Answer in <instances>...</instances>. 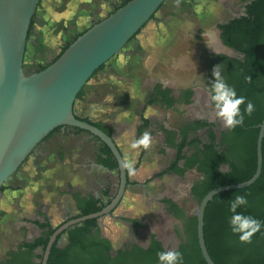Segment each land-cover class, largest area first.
<instances>
[{
  "label": "trees",
  "instance_id": "trees-1",
  "mask_svg": "<svg viewBox=\"0 0 264 264\" xmlns=\"http://www.w3.org/2000/svg\"><path fill=\"white\" fill-rule=\"evenodd\" d=\"M128 1L122 0L121 4L109 14ZM186 1L191 3L194 0ZM34 17L35 14L31 19L27 39ZM91 26L77 33L71 41L66 42L49 64L53 63L74 40ZM220 29L222 30L220 35L222 43L243 55L241 60L224 55L218 56L221 60V74L235 89L237 96L245 98V104L241 105V112H244L247 102L253 104L254 110L251 115L245 114L241 125L231 130L221 131L218 143L213 125L206 121L195 120L182 125L176 141L177 133L167 129L162 130L163 145L174 148L176 154L170 165L158 176L169 173L183 177L186 171L194 169L199 179L193 183L190 195L197 203L214 188L242 183L253 176L257 160V126L264 120V0H252L246 6L245 16L233 19L227 25H220ZM136 35L129 40L126 46L135 40ZM137 49L139 52L141 47L138 46ZM104 66L105 64L100 66L93 75L102 70ZM83 89L77 94L76 100L83 98ZM107 91V88H98L94 92L98 95H105ZM170 94L171 89H164L160 84H156L148 96L147 105H158L163 111L169 110L177 102ZM190 95H192L191 91L186 92L185 104L190 103ZM80 120L88 122L86 119ZM147 124V121L143 119V125ZM94 126L111 136L113 128L110 126L101 122ZM202 129H205L204 138L199 134ZM191 132L194 136L189 137ZM51 134L46 137L48 138ZM95 139L100 141L98 138ZM261 153V173L253 184L246 188L216 194L204 209V244L214 264H264V137L261 143ZM97 160L108 170H117L114 156L103 143L97 152ZM224 166L227 168L223 169ZM114 193V191L109 192L112 196ZM42 194L46 195L42 192L39 198ZM236 195L246 196L248 201L246 206L238 208L237 211L251 215L262 223L261 230L252 236L249 243L240 242L238 236L233 234L229 228L228 220L231 215L229 200ZM75 197L79 199V194H75ZM81 202L77 217L93 214L104 208V206L97 205L91 196L83 198ZM161 203L170 216L182 222V231L174 228L175 236L169 245L165 244L158 234L145 229L143 237L149 242L147 247L131 244L112 254L110 253V242L97 228V218H91L81 222L80 226L65 230L68 243L63 248L57 246V241L63 232L56 235L46 264H158L156 253L167 250L180 251L183 255V264H206L198 245L195 216H188L170 199H162ZM129 221L132 223L133 230L144 227V224L137 219ZM34 224L42 230L41 236L31 243L21 244L16 251L7 252L6 255H10L11 258L5 262L0 259V264H41L49 238L57 228L50 229L46 221L42 223L36 221ZM94 228L95 232H92ZM35 249H39L37 254L34 253Z\"/></svg>",
  "mask_w": 264,
  "mask_h": 264
},
{
  "label": "rangeland",
  "instance_id": "rangeland-1",
  "mask_svg": "<svg viewBox=\"0 0 264 264\" xmlns=\"http://www.w3.org/2000/svg\"><path fill=\"white\" fill-rule=\"evenodd\" d=\"M104 1L100 0L98 4H103ZM81 2L80 0H40L35 11V18L25 47V61L23 62L25 71H29L31 67L37 66L39 63L46 64L59 47L66 40L71 39L68 33L72 32L74 27L73 21L78 17V13L83 12L82 9H79V3ZM200 2L199 12H202L208 6V3H212L211 1L206 2L204 0ZM214 4L216 5V3ZM75 6L76 15H70L71 11L68 10V7L72 8ZM183 7L185 10L184 5ZM98 14L99 12L97 11L96 16ZM208 21L210 20L197 18H194L190 23L181 21L176 32L178 36H136L135 40L124 47L119 55L109 60L104 68L93 75L84 86V94H89L94 84L96 82L101 83L103 81L102 78L106 76L122 77L127 78L130 82H139V84H134L129 89L122 86L118 95L108 94L110 97L113 96V98L111 97L113 99L112 103L116 106H118V103L121 104L127 101L123 106L119 105L120 110H118L116 119L119 120L117 134L118 132L121 133L117 137H120L119 140H122L124 143V145H121V148L129 159L134 156V152L139 151L140 153L141 151L140 149H131L129 142L134 138L135 127L142 125L141 120H137V117L146 104L145 98L147 93L153 86L160 84L161 86L169 87L174 93L177 89L198 87L201 85L206 73V55L203 52L205 51L204 45L211 52L221 53L225 50L214 32L211 33L209 31L210 36H196L198 28L206 26L209 23ZM36 24H38V27H36ZM86 26L88 25L85 23L82 27L85 28ZM136 46L141 47L139 52ZM223 53H227V51ZM124 61L127 64H124ZM36 62L37 64H35ZM197 91L202 94L201 100L198 101L197 105L187 106L183 110L185 112L184 115L188 118L191 114H194L192 117L195 118L196 116H201L202 111L205 112V119L211 122L215 132L226 129L219 120L214 119L212 105L208 101V95L198 88ZM94 105L95 103L88 97L83 101L81 107L76 102L75 111L80 116H90L92 120H98L100 116L95 112ZM147 108L142 116L147 121L149 128H146V126L140 133L141 135L145 132L150 133L152 144L145 150L143 156V159L147 160V166H142L139 170L140 175L137 178L141 183H138V190L124 193L123 200L115 208L113 214L99 219L102 226V233L110 239L113 250L121 249L131 244H137L141 247L147 245L142 231L136 232L133 230L125 222L126 218L141 221L145 229L158 234L165 244L169 245L171 243L172 238L175 236L174 228L182 231V222L181 220H173L165 211L161 203V200L164 198L172 199L189 216H195L196 213L197 202L189 192L190 186L199 179V175L195 170L188 171L183 177H176L167 173L157 176L156 179L148 183L142 182L145 177H149L152 173L162 171L173 161L175 156L174 150L162 144L158 132L160 126H176L177 122L170 123V117L172 115H178L177 113L171 115L170 111L155 113L151 107ZM125 111L127 114H125ZM199 134L203 138L205 137L204 132ZM62 140L70 149H77L83 146V142L77 138L70 140L69 138L62 137ZM56 141V138L51 139L47 144ZM82 162L83 160L81 159L80 169L83 167ZM52 168V166H47L46 164L44 165L45 170L40 172H43L42 175L48 178L47 176L50 172L48 174L44 172L46 170L51 171ZM223 169H226V167H223ZM73 173L75 180L83 177V173L80 170H75ZM95 175L98 176V173ZM58 202L59 200L54 198L52 202L47 201V204L44 202L39 206V208L43 207V210L52 216L54 222L61 219L64 213L59 208ZM71 202L69 200L67 201L69 205H71ZM7 208V202H0L1 210H6ZM37 209V207H31L28 210V215L35 216ZM29 234L33 237L38 232L32 231Z\"/></svg>",
  "mask_w": 264,
  "mask_h": 264
},
{
  "label": "water",
  "instance_id": "water-1",
  "mask_svg": "<svg viewBox=\"0 0 264 264\" xmlns=\"http://www.w3.org/2000/svg\"><path fill=\"white\" fill-rule=\"evenodd\" d=\"M40 0H0V188L15 174L54 129L74 127L88 132L107 145L117 161L119 187L116 196L101 211L81 216L60 226L49 238L41 264H46L57 234L72 225L99 218L121 201L126 188L122 154L112 137L90 123L76 118L73 108L77 94L98 68L119 55L129 40L140 32L166 0H129L111 14L94 23L44 69L26 74L23 58L31 19ZM256 170L242 183L210 190L197 203L196 230L201 255L214 264L203 238L204 209L213 196L223 191L242 189L255 182L261 173V143L264 120L257 126Z\"/></svg>",
  "mask_w": 264,
  "mask_h": 264
},
{
  "label": "flooded vegetation",
  "instance_id": "flooded-vegetation-1",
  "mask_svg": "<svg viewBox=\"0 0 264 264\" xmlns=\"http://www.w3.org/2000/svg\"><path fill=\"white\" fill-rule=\"evenodd\" d=\"M251 1L252 0H211L212 3H210V4H211L212 8H210V10H209V12H211V14H210L211 16L209 15L210 17L208 18L210 21H208L209 23L206 26L198 28L197 36H202V35L210 36L209 31L211 33L214 32L215 36L218 37L220 44L225 49L224 51H227V53H223L224 51L221 53L211 52L210 50L207 49V46L204 45L205 51H203V52L206 55V62H205L206 63V73L202 79L201 85H199L198 87H187V88L177 89L175 93L171 90L170 96L177 102H175L173 104L171 109L166 110V111L167 112L170 111L171 115L173 113L178 114L177 116L172 115L170 117V123L173 124V122H175V123L177 122V125L176 126L173 125L172 127H166V128L168 129V131H173V132L177 133L176 137H175V141H176V139L179 138V129H180V127H182V125L192 123L195 120H201V121H206L207 123H211L210 121L205 119V112L201 111V114H202L201 116H196L195 118H193L192 115L194 116V114H191L190 117L187 118V116L184 115L185 112H183V110H185V108L187 106L197 105L198 101L201 100L202 94H200L197 91V88L200 89L203 93L208 95V101H209V93L207 91V88H208V86H210V82L213 80L212 70H213L214 66L221 64V60L219 59L218 56L224 55V56H227V57H230L233 59H237V60H241L243 58L242 54L238 53L235 49L230 48V47H228L222 43V41L220 39V35L222 33V30L220 29V25H227L233 19H237V18H240L241 16H245L246 15V6ZM227 2H228V4H227ZM214 3H216V5ZM119 5L118 4L115 5L111 10L110 9L105 10L106 12L104 11L102 13L101 17H98L96 19H92L91 21H89L87 23L88 26H86L84 29H82L80 31H83L86 28H88L89 26L93 25L94 23L99 22L101 19H103V17L107 16L110 12H112ZM202 19H205V18H202ZM199 29L201 30L200 32H199ZM80 31L75 30L73 32V35H71V39ZM71 39L66 40V42L71 41ZM65 43H63V45H65ZM63 45H61L59 47V49L55 52V54L52 56L51 59H49V61L46 64H38L37 66L31 67L29 71L24 70V72L26 74H30L32 72L38 71L41 67L47 66L57 56V54L59 53V51ZM125 64H127V62H125ZM162 88L170 89L169 87H165L163 85H162ZM188 91H191L192 95H190V97H189L190 103L185 104L184 98L186 97V92H188ZM147 101H148V99H147ZM147 101H146V104L144 105V107L142 108V111L139 113V116L137 117L138 120H141L142 125H143L142 114L144 111H146L147 107H149V108L151 107L155 113L166 112V111L159 109L158 105L157 106H152V105L148 106ZM209 103H210V101H209ZM74 114H75V112H74ZM75 116L78 119H86V121H88L87 123H90L93 126H94V124H98L100 122V119L92 120L90 116H84L83 117V116H80L79 114H75ZM64 128L68 129V130H72L74 132V136H78V135L82 134L83 136H86L89 140L87 146H82V149L85 150L86 155H87V162L89 165L88 169H90V172H92L91 174L94 177V178L92 177L90 179H87L88 173H85V172L83 173L84 174L83 175V177H84L83 181L87 182V188L84 187V189L81 188L78 190H74L72 180L66 181L65 179H63V180L55 179L53 176H52V178H50V177L45 178V176H43L41 174V172L38 171V169L36 167V162L39 161L37 159V157L40 156V154H41L40 150L42 149L43 152H45L44 156H47L48 154L49 155L54 154L58 158L62 157L64 159H66L68 161V168L69 169L71 168V165H70L71 162H74L76 159V157H74L72 155L71 149H68V150L66 148L65 149H60V148L57 149V147H58L57 145H56L55 149H54V146L52 147V149H48V147L46 145H44V143L47 142L49 139H51L55 135L60 134V132H62V130ZM77 129L78 128H74V127H58L56 129H54L55 131L53 130L51 132L52 134L50 133L51 135L48 138L46 137L47 139L44 138L42 143H40L35 148V150L32 152V154L26 158L24 163L15 172V174L12 175V177L10 179H8V181H6V183L2 186L3 189H0V202L5 201L8 203V208H7L8 210L7 209L6 210L0 209V259L2 262H5V260H9L11 258L10 255H6L7 252L16 251L17 247H19L21 244L31 243L34 241V239L41 236L42 230L38 229L35 226L34 222L39 221L42 223V222L46 221L49 224L50 229H55V228L58 229L60 226L67 223L68 221H71L73 219L78 218L77 217L79 215L78 207H79V203L82 204L81 200L83 198L91 196L93 198V200H95L97 202V205H101V206L106 207L111 202V200L116 196L117 191H118V187H119L118 166H117V170L111 171V170H108L106 167H104L102 164H100L99 161L97 160V152L101 148V143H103V142L97 141L95 139L97 137L92 136L88 132L83 131L81 129H80L81 131H78ZM98 129H100V128H98ZM226 130L227 129L215 132L213 129V131L217 135V143L219 142L220 132L226 131ZM114 132H115V129L112 130L110 137L113 138L116 146L118 147V144L115 140ZM201 132H205V129H202ZM201 132H199V133H201ZM192 135H194V134L191 132L189 134V137H192ZM167 148H170V147H167ZM118 149H119V147H118ZM172 149L174 150V152L176 154V150L174 148H172ZM47 150H49L50 152L49 153L46 152ZM119 151H120V149H119ZM52 152H54V153H52ZM120 153H121V151H120ZM122 157H123V154H122ZM43 161H45V159H43L42 162ZM92 164H94V166H92ZM169 165H170V163L162 171H164ZM224 167H226V166H224ZM25 168H28V169H25ZM135 168H137V167L135 166ZM42 169H44V166H42ZM162 171L153 173L150 177H148L144 181V183H148V182L156 179L157 178L156 174H160ZM189 171H191V170H189ZM187 172L188 171H186L185 173H187ZM96 173H98V176L95 175ZM162 175H164V174H162ZM173 175L176 177H179L176 174H173ZM126 180H127V182H126V188H125L124 193H126V191L130 190V188H133L136 185H138V182L136 180L130 179V177L127 174H126ZM88 181H90V182H88ZM192 185L190 186L189 192L191 190ZM93 188H94V190H93ZM113 191L115 193L112 196L109 194V192H113ZM42 192L46 193V195L42 194L39 198V195ZM75 194H79V199L75 197ZM44 196H46V197L44 198ZM54 198L59 200V202H58L59 208L62 210V212L65 213V214L63 213L61 219H59L58 221H55V222L53 221L52 216L49 215L48 212L43 210V207L39 208L40 204H42L44 202L47 204V201L52 202V200H54ZM164 199H170V198H164ZM68 200L72 201L71 205H69L67 203ZM122 200H123V197H122L121 201ZM170 200H172V199H170ZM121 201L118 203V205L121 203ZM46 204H44V205H46ZM31 207H37L38 209H40V210L37 209L38 211L35 212V216H29L28 215V210ZM179 207L182 208L181 206H179ZM115 208L112 211H110L108 214L104 215L103 217L112 215ZM164 208H165V206H164ZM184 212L186 213L185 210H184ZM40 213H41V215H40ZM100 218L101 217L97 218L96 223H97V228H99L100 232L102 233L103 232L102 226L99 222ZM171 218L173 220H175L172 216H171ZM129 220H134V219H132V218H126L125 219V222H127L129 224V226L132 228V223ZM178 221H180V220H178ZM75 226H80V224L69 226L65 230L66 231L71 230ZM65 230L62 231L63 234L60 236V238L57 241V246L60 248H63L68 243V237H67V233L65 232ZM32 231H36V232H38V234L32 237L29 234ZM135 231L136 232L142 231V233L144 235L145 228L141 227ZM92 232H95V228L92 230ZM102 235H103V233H102ZM103 236L106 239H108V241L110 242V247H111L110 253L113 254L117 250H119V249L113 250L112 243H111L110 239L105 235H103ZM30 237H31V239H29ZM146 243H147V245L145 247L148 246L149 242L146 241ZM38 252H39V249L34 250L35 254H37Z\"/></svg>",
  "mask_w": 264,
  "mask_h": 264
},
{
  "label": "crops",
  "instance_id": "crops-1",
  "mask_svg": "<svg viewBox=\"0 0 264 264\" xmlns=\"http://www.w3.org/2000/svg\"><path fill=\"white\" fill-rule=\"evenodd\" d=\"M80 1H82V2L79 3V6H80L79 9H82L83 12L78 13V17L76 18V20L73 21L74 27L72 29V32L68 33V36L73 35V32L75 30L80 31L81 29H83L84 28V27H82L83 24H85V23L87 24L92 19H96L98 17H101L102 13L105 10H109V9L111 10L115 5H117V4L119 5L122 2V0H105L103 4L102 3L98 4V1H100V0H80ZM200 1L201 0H194L193 2L190 3L186 0H166V2L160 7V9L151 18V20L145 25V27L136 36H178V34H176V32L178 30V27H179V24L181 21H185L186 23H188V22L190 23V22H192V20L194 18L208 19L211 16L210 15L211 12H209V10H210V8H212V6L209 3H208V6L202 12H199L198 9L200 8V6H199V4L201 3ZM204 1L207 2V1H211V0H204ZM183 5L185 6V10H184ZM68 10L71 11L70 15L71 14L76 15V6L72 7V8L68 7ZM97 11L99 12L98 16H96ZM36 27H38V24H36ZM196 36H197V34H196ZM136 47H138V46H136ZM24 61H25V58H23V62ZM35 64H37V62ZM124 64H125V61H124ZM102 79H103V81L101 83L96 82V84H94V86L91 88L89 94H84L83 98L81 100H76V102H78L79 107H81L83 104V101H85L89 97L95 103V105H94L95 109L94 110L100 116V118H99L100 122H102L104 125L110 126L111 128H113V130L115 129V132H114L115 140L118 144V147H119L121 153L123 154V157H125L126 155H125L123 149L121 148V145H124V143L122 142V140H119L120 137H117L121 133L118 132V134H117V129H118L117 127L119 126V120L116 119V116L118 114V110H120L119 105L123 106L124 104H126L127 101L122 102L121 104L118 103L117 104L118 106H116L114 103H112L113 99H111V97L113 98V96L110 97V96H108V94L111 93L112 95H116V94L118 95V92L122 86L127 87V89H129V87H132L134 84H139V82H132V81L130 82V81H128L127 78L111 77V76H106L105 78L103 77ZM98 88H107L109 92L107 91L108 93H106L105 95L95 94L94 91L97 90ZM152 89L147 93V96L145 98V103H146L148 96L150 95ZM76 102H75L74 108H73V111L75 112V114H77L75 111ZM111 107H113V108L111 109ZM125 114H127L126 111H125ZM143 119H145V118H143ZM137 120H138V118H137ZM143 126L144 125H137L135 127L134 138L140 137V135H141L140 131L142 132L143 128H145L146 126H147L146 128H149L148 125H146L144 127ZM163 129H167V128L165 126H160L159 132H158V134L160 135L162 144L164 142L163 131H162ZM62 137L63 138L64 137L69 138L70 140H74L75 138H77L81 142H83V146H87L88 141H89L86 136H83L82 134H80L78 136H74V132L72 130H68V129L64 128L62 130V132H60V134L55 135L54 137L51 138V139L56 138L57 139L56 142L47 144L51 140V139H49L47 142L44 143V145H46L48 147V149H52L53 146L55 149L56 145L58 146L57 149L58 148H60V149L66 148L67 150L70 149L67 145H65L63 140L61 141ZM71 150H72V155L74 157H76V159L74 162H71V164H70L71 168L70 169L68 168V161L66 159H64L62 157L58 158L54 154H51V155L48 154L47 156H44L45 152H43L42 149L40 150L41 151L40 156L37 157V159L39 161L36 162V167H37L38 171H42V170H45V169H42V166H44L46 164H47V166H52L53 168L51 171L46 170V172H44L47 174H48V172H50V174H48V176H47L48 178L49 177L52 178V176H53L55 179H61V180L65 179L66 181L72 180L74 190H78L81 188L84 189V187L87 188V182L83 181L84 177L79 178V180H75L74 173H73L75 170H80L82 173H84V172L88 173L87 179H90L93 177L91 174L92 172H90V169H87V167L89 165L87 162L86 152H85V150L82 149V147H80V148L78 147L77 149H71ZM140 150H141L140 153H139V151L134 152L135 154L131 158V160L135 161V166L137 168H136L135 176L130 177V179L136 180L138 183H141V181H138L139 179L137 178V176L140 175V173H139L140 168L142 166L143 167L147 166V160L143 159V156L145 154V149L141 148ZM46 152L49 153L50 151L47 150ZM52 153H54V152H52ZM43 159H45V161L42 162ZM81 159L83 160V162H82L83 167H81L82 169H80V160ZM92 166H94V164H92ZM41 174H43V172ZM151 175H149V177ZM157 176H158V174H156V177ZM147 178L148 177H145L142 182H144ZM80 180H81V182H80ZM88 182H90V181H88ZM138 185H136L134 188H130V190H128L126 192H133L134 190L135 191L138 190V188H137ZM93 190H94V188H93ZM38 210H40V209H38Z\"/></svg>",
  "mask_w": 264,
  "mask_h": 264
},
{
  "label": "clouds",
  "instance_id": "clouds-1",
  "mask_svg": "<svg viewBox=\"0 0 264 264\" xmlns=\"http://www.w3.org/2000/svg\"><path fill=\"white\" fill-rule=\"evenodd\" d=\"M212 76L213 80L210 82L207 91L214 119L219 120L224 128L234 129L243 123L245 114L251 115L254 106L251 102H247L244 112H241V105L245 104V98L238 97L235 89L226 82L221 74L220 65L214 66ZM151 144V134L145 132L140 137L131 139L129 147L133 150L141 148L146 150ZM120 166L129 177L135 176V161L125 156L122 158ZM247 204V198L243 195H236L229 200V212L231 213L228 220L229 228L242 243L251 242L252 236L262 228L260 220L237 211L238 208ZM156 256L158 264H183V255L178 250L158 251Z\"/></svg>",
  "mask_w": 264,
  "mask_h": 264
}]
</instances>
